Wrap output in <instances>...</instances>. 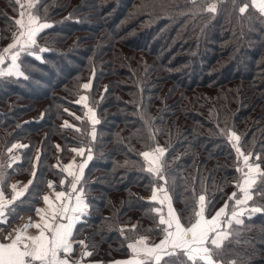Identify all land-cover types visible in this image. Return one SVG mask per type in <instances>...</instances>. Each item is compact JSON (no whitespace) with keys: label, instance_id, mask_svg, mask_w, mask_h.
<instances>
[{"label":"trees","instance_id":"1","mask_svg":"<svg viewBox=\"0 0 264 264\" xmlns=\"http://www.w3.org/2000/svg\"><path fill=\"white\" fill-rule=\"evenodd\" d=\"M210 2L38 0V14L52 23L38 38L48 49L44 60L24 54L27 79L0 77V163L12 143L28 145L14 150L21 159L5 169L9 185L11 179L28 182L35 163L42 197L48 180L61 187L57 157L62 165L72 147L92 149L82 179L89 208L74 229V239H84L91 253L85 264L131 255L122 225H137L124 229L130 238H160L151 212L160 205L148 199L154 178L138 155L154 146L152 133L169 146L167 191L184 223L200 194L208 216L226 202L230 214L235 201L229 196H239L238 161L220 129L236 131L244 152L264 154V17L253 8L241 16L233 0H221L215 14L199 10ZM19 11L17 0H0V50L11 42ZM89 79L92 87L80 89ZM85 92L100 121L94 141L85 109L76 103ZM64 120L81 131L61 127ZM25 195L31 201L36 189ZM253 202L264 205V197ZM32 212L13 214L9 224ZM242 219L233 226L238 235L225 240L222 258L264 264V213Z\"/></svg>","mask_w":264,"mask_h":264},{"label":"snow or ice","instance_id":"2","mask_svg":"<svg viewBox=\"0 0 264 264\" xmlns=\"http://www.w3.org/2000/svg\"><path fill=\"white\" fill-rule=\"evenodd\" d=\"M220 2L221 0H212L199 10L215 14L219 10ZM191 3L195 5V0H191ZM17 4L20 5L19 17L15 19L17 29L12 33L11 42L0 50V77L27 79L21 56L27 54L35 60H44L43 53L48 49L39 45L38 38L44 30L52 27V23L38 14V0H17ZM233 6L241 16L245 15L249 8H253L264 17V0H244L239 4L233 0ZM91 87V79L79 85L83 90ZM76 103L82 104L85 109V116L91 124L88 135L94 141L97 136L96 125L100 123L96 109L91 105L86 92L79 94ZM64 111L67 112L68 109ZM76 119L83 120L84 117L76 116ZM64 126L81 131L76 125H70L68 120H64L61 127ZM220 131L226 135L228 143L235 151L238 161L236 171L240 174L234 180L239 196L235 191L229 196V200L235 201L230 214L226 212V202L214 215L208 216V201L204 194H200L191 210L188 223L183 222L167 191L169 173L166 154L169 153V146L161 145L155 140V133H152L150 138L154 141V146L139 152L138 155L143 157L142 169L154 178L152 193L148 199L160 205L151 208V212L156 214L152 219L159 230L155 234L160 238L152 243L148 242L149 236L144 234L130 238L124 229L133 230L137 225H122L121 235L128 241L127 248L131 255L127 259L111 261L110 264H238L234 258L227 261L222 258L224 242L227 238L238 235L239 230L233 226L243 225V216L251 217L254 213H264V205H257L255 202L249 204L254 196L264 197V154L244 152L241 136L236 131ZM26 147L28 145L20 142L12 143L7 148V161L0 163V231L9 224L10 219L15 218L13 214L25 210L34 211L36 219L30 216L24 224L0 237V264H73L69 254L73 252V245L77 242L74 239V229L78 222L84 219L89 208V202L84 197L82 179L85 166L92 159V149L86 146L72 147L70 151L81 157L79 162L73 158L67 164L61 165L60 158L57 157V163L53 167L59 168L64 174L59 180L61 188L57 190L55 182L48 180L47 187L50 191L41 197L38 184L42 172L37 170L35 163L31 169L32 178L23 187L18 183H7L9 173L5 169L11 168L15 161L21 159L14 150ZM55 147L57 151H61L60 144ZM40 153L41 150L37 149L38 161L41 158ZM253 155L255 159H251ZM29 186L36 189V195L31 201L25 195L32 191ZM6 187L10 192L5 191ZM22 197L24 199H20ZM41 199L43 206L38 204ZM25 203L30 206L21 207ZM164 205H167L166 213ZM28 229H35V232L30 233ZM78 243L84 250L75 264H83V258L91 253L87 250L84 239H80Z\"/></svg>","mask_w":264,"mask_h":264},{"label":"crops","instance_id":"3","mask_svg":"<svg viewBox=\"0 0 264 264\" xmlns=\"http://www.w3.org/2000/svg\"><path fill=\"white\" fill-rule=\"evenodd\" d=\"M73 158H75V160L77 162H79V160H80L81 157H79L75 153H73L72 156H71V158L67 162H65L63 164H67L70 160H73ZM14 183H18L20 187H23V185L26 184L27 182H21V181H17L16 179H11L10 184H14ZM60 188H57V190H60ZM49 191L50 190L47 187L45 189L44 193H48ZM39 206H43V201H41V203L39 204ZM30 216L33 219H36L35 212L33 211L30 214L29 213H24L23 215H21L18 218V220L14 221L11 224H8V225L4 226V229L2 231H0V237H2L5 234V232H10L14 228H16V227L24 224ZM28 232L34 233L35 232V229H28ZM148 242L149 243H152V242H154V240L151 237H149V241ZM82 250H84L83 249V246L79 245L78 241L76 243H74V245H73V252L69 254V257L72 259L73 264H75V261H77V260L80 259ZM83 264H85V263L83 262Z\"/></svg>","mask_w":264,"mask_h":264},{"label":"water","instance_id":"4","mask_svg":"<svg viewBox=\"0 0 264 264\" xmlns=\"http://www.w3.org/2000/svg\"><path fill=\"white\" fill-rule=\"evenodd\" d=\"M128 257H126V258H119V259H127ZM115 260H118V259H115ZM112 261H114V260H112ZM110 262L111 261H109L107 264H110Z\"/></svg>","mask_w":264,"mask_h":264},{"label":"rangeland","instance_id":"5","mask_svg":"<svg viewBox=\"0 0 264 264\" xmlns=\"http://www.w3.org/2000/svg\"><path fill=\"white\" fill-rule=\"evenodd\" d=\"M22 2H23V0H22Z\"/></svg>","mask_w":264,"mask_h":264}]
</instances>
